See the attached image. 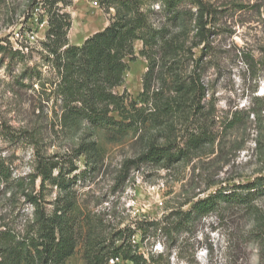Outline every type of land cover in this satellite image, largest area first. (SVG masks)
Listing matches in <instances>:
<instances>
[{
  "label": "trees",
  "instance_id": "16d2710c",
  "mask_svg": "<svg viewBox=\"0 0 264 264\" xmlns=\"http://www.w3.org/2000/svg\"><path fill=\"white\" fill-rule=\"evenodd\" d=\"M39 2L43 11L39 21L46 17L41 65L52 70L53 76L45 80L40 70L44 66L36 64L25 66L21 77L36 80L30 87L38 95L36 108L51 113L50 131L81 135L69 148L74 155L67 166L37 154L35 172L13 178L0 162V186L18 190L33 207L23 220L12 217L7 223L0 217V264H64L80 243L85 264H108L116 257L130 264H161L157 262L161 255L152 257L151 263L139 255L132 236L140 231L142 240L165 238L172 248L177 234L191 231L196 220L221 204L254 211V202L264 193V176L232 188L219 187L205 198L188 201V211L179 209L159 220L136 222L133 229L124 226L102 235L84 232V219L71 189L85 172L69 176L77 171L75 161L81 156L87 161L99 157L91 131L102 130L112 141L136 137L135 152L141 153L123 162L119 179L124 181L132 169L167 170L192 162L200 152H212L215 144L224 148L227 133L254 112L236 110L227 119L219 118L208 98L204 79L209 66L204 57L210 45L209 25L216 16L213 4L205 0H97L106 12L113 10V16L103 30L75 46L68 41L70 16L62 11L71 0ZM136 41L141 42L140 55L147 61V70L142 91L133 97L116 89L124 82L126 61L136 59ZM200 47L196 56L194 51ZM9 52L12 58L24 57L20 50L9 48ZM263 68L264 55L260 59ZM263 111L264 96L260 95V117ZM46 131L30 126L19 131V139L40 152ZM54 188L57 196L49 203L46 197Z\"/></svg>",
  "mask_w": 264,
  "mask_h": 264
},
{
  "label": "rangeland",
  "instance_id": "374dc122",
  "mask_svg": "<svg viewBox=\"0 0 264 264\" xmlns=\"http://www.w3.org/2000/svg\"><path fill=\"white\" fill-rule=\"evenodd\" d=\"M96 1L71 0L62 10L71 20L70 45L80 46L108 26L114 12H106ZM205 1L216 9L204 57L209 66L204 79L208 98L219 118L227 119L236 110L251 109L254 113H249V120L239 128L227 133L224 148L215 144L212 152H200L192 162L167 170L150 166L132 169L124 181L119 179L123 162L141 153L135 152L136 137L129 135L112 141L102 130L91 131L99 157L87 161L81 156L75 161L77 171L69 176L85 172L71 189L84 219V232L102 235L124 226L133 229L136 222L159 220L179 209L188 211V201L205 198L219 187L232 188L264 176V111L260 117V95L264 96V68L260 70L264 55V0ZM42 12L39 0H0V162L10 169L13 178L33 174L37 154L53 157L67 166L74 155L68 152L69 148L81 135L50 131L51 113L36 108L38 95L30 87L36 80L21 77L25 66L43 63L41 42L46 17L39 21ZM201 47L194 51L196 56ZM9 48L20 50L24 57L12 58ZM141 50V42L136 41V59L126 61L124 82L117 93L127 92L135 97L142 91L147 61L140 55ZM40 70L45 80L52 78L53 71L47 66ZM33 87L37 89L38 85ZM30 126L47 130L40 141V152H34L19 139V131ZM35 188H39L38 180ZM56 196L57 189H51L47 202H53ZM253 205L254 211H250L221 204L196 220L191 231L177 234L172 248L165 238L142 240L140 231L131 240L138 254L149 263L152 257L161 255L157 261L161 264H264V193ZM32 209L18 190L0 186L1 222L8 223L12 217L25 218ZM83 254L80 243L64 264H85Z\"/></svg>",
  "mask_w": 264,
  "mask_h": 264
},
{
  "label": "built area",
  "instance_id": "2783aa9c",
  "mask_svg": "<svg viewBox=\"0 0 264 264\" xmlns=\"http://www.w3.org/2000/svg\"><path fill=\"white\" fill-rule=\"evenodd\" d=\"M161 205V203H160ZM108 264H130L128 261H124L121 257L112 258L108 261Z\"/></svg>",
  "mask_w": 264,
  "mask_h": 264
}]
</instances>
